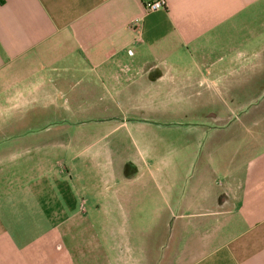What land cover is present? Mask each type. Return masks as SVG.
I'll list each match as a JSON object with an SVG mask.
<instances>
[{
  "label": "crops",
  "instance_id": "obj_1",
  "mask_svg": "<svg viewBox=\"0 0 264 264\" xmlns=\"http://www.w3.org/2000/svg\"><path fill=\"white\" fill-rule=\"evenodd\" d=\"M165 1L147 12L142 0H0V134H33L26 113L55 116L61 99L240 104L196 130L189 177L207 190L187 206L161 192L181 221L176 256L163 250L161 205L87 192L77 160L88 147L23 138L0 144V264H264V0ZM58 149L78 153L62 165ZM137 230L145 240L128 236L122 255L120 232Z\"/></svg>",
  "mask_w": 264,
  "mask_h": 264
},
{
  "label": "rangeland",
  "instance_id": "obj_2",
  "mask_svg": "<svg viewBox=\"0 0 264 264\" xmlns=\"http://www.w3.org/2000/svg\"><path fill=\"white\" fill-rule=\"evenodd\" d=\"M251 92L252 88H248ZM57 114L45 116V110L36 108L34 113H26L22 127L30 129L33 134L20 135L18 131L9 130L0 134V144L49 142L65 145L69 142L88 147L78 165L82 162L83 171L80 173L87 181L88 193L132 194L140 199L133 207L135 210H152L157 205L163 207V218L169 220L167 244L164 243L170 256H176L177 246L182 239L173 236L175 223L181 222L176 218L177 209L170 206V210L161 201V192H168L176 201L184 197L187 206L197 194L207 188L193 178V168L187 164L192 160L193 139L196 130L211 125L206 115L210 112L221 114L239 111L240 104L216 102L205 104L196 100H168L158 98L153 100L137 99L128 105L118 106L112 103L58 100ZM110 107L109 110L105 107ZM35 115V117H31ZM19 122L20 118L14 119ZM15 126L10 122L8 127ZM20 126V125H18ZM20 128V127H19ZM81 147V148H82ZM76 151L67 152L63 149L56 151L58 164H66V160L74 158ZM71 154V157L68 155ZM187 176V178H186ZM112 177L116 178L111 179ZM151 193V196L138 194ZM189 211V209H186ZM98 223V216H93ZM137 219L141 215L137 214ZM148 218H153L150 214ZM178 220V222H177ZM190 220L185 216V222ZM153 219L148 222L146 236L155 234ZM151 229V230H150ZM189 223L183 231V239L191 237L193 231ZM164 233V230H163ZM139 246L141 239L146 238L141 230L136 232H120L121 254L125 253V242L128 236ZM148 238V237H147ZM184 240V241H185ZM183 241V243H184Z\"/></svg>",
  "mask_w": 264,
  "mask_h": 264
},
{
  "label": "built area",
  "instance_id": "obj_3",
  "mask_svg": "<svg viewBox=\"0 0 264 264\" xmlns=\"http://www.w3.org/2000/svg\"><path fill=\"white\" fill-rule=\"evenodd\" d=\"M142 2L147 12H154L160 9H164L167 5L165 0H142ZM140 23L141 20L136 19L133 22V27L138 28L140 26Z\"/></svg>",
  "mask_w": 264,
  "mask_h": 264
}]
</instances>
